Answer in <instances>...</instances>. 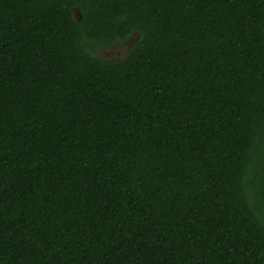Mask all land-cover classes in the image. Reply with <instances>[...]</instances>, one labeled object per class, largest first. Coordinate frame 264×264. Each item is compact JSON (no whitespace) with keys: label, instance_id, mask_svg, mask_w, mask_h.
Returning <instances> with one entry per match:
<instances>
[{"label":"trees","instance_id":"trees-1","mask_svg":"<svg viewBox=\"0 0 264 264\" xmlns=\"http://www.w3.org/2000/svg\"><path fill=\"white\" fill-rule=\"evenodd\" d=\"M0 264H264V0H0Z\"/></svg>","mask_w":264,"mask_h":264},{"label":"rangeland","instance_id":"rangeland-1","mask_svg":"<svg viewBox=\"0 0 264 264\" xmlns=\"http://www.w3.org/2000/svg\"><path fill=\"white\" fill-rule=\"evenodd\" d=\"M75 14L79 16V11L75 9ZM140 39V34L134 33L125 41H118L112 45L102 46L96 52V56L107 61L121 62L123 61L132 48Z\"/></svg>","mask_w":264,"mask_h":264}]
</instances>
